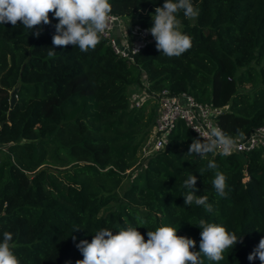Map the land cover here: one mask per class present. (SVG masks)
<instances>
[{
	"label": "trees",
	"instance_id": "obj_1",
	"mask_svg": "<svg viewBox=\"0 0 264 264\" xmlns=\"http://www.w3.org/2000/svg\"><path fill=\"white\" fill-rule=\"evenodd\" d=\"M164 2L109 0L112 14L145 28ZM192 3L199 11L195 23L178 14L191 48L167 57L153 39L135 66L101 37L87 52L55 47L53 13L49 25L39 26V37L19 21L0 25V145L7 147L0 148V241L5 231L13 234L20 264H76L83 256L75 243H90L102 228L115 234L127 226L137 227L145 242L148 231L173 227L199 251L201 218L242 237L219 262L201 255L203 264H261L247 257L264 237L263 150L186 155L198 136L179 122L168 147L140 162L157 118V106L138 109L130 101L131 89L143 86V73L154 92H187L223 109L219 123L229 136L237 130L249 136L264 125V0ZM209 160L218 168L208 170ZM215 171L227 177L226 197L212 186ZM190 173L212 213L185 206L183 181Z\"/></svg>",
	"mask_w": 264,
	"mask_h": 264
},
{
	"label": "clouds",
	"instance_id": "obj_2",
	"mask_svg": "<svg viewBox=\"0 0 264 264\" xmlns=\"http://www.w3.org/2000/svg\"><path fill=\"white\" fill-rule=\"evenodd\" d=\"M109 0H0V25L11 24L14 27L19 21L31 33L39 37L42 25H49V13L58 21L52 44L55 47L72 45L80 51L94 50L100 42L101 34L108 29L113 17ZM183 12L187 19H195L199 15L192 0H165L162 7H156L151 15L152 26L146 29L155 40L158 52L167 57H179L192 46L191 37L181 31L182 22L178 14ZM35 30V31H34ZM55 47L49 48L48 55L55 56ZM199 138H194L186 155L196 154L206 159L217 150L224 155L230 154L235 147L234 139L219 127H211L202 131L193 128ZM238 131V135L243 133ZM218 165L209 160L208 170H215ZM227 177L215 171L212 186L220 197H226ZM197 177L188 174L183 187L189 191L184 196L185 206H201L206 212H213V204L207 195H197L195 187ZM199 251H192L196 242L190 238L177 235L173 227L162 226L155 231L147 232V242L137 227L127 226L118 231L102 228L97 231L89 243L80 240L75 246L83 256L76 264H203L201 255L210 261L219 262L224 259L223 252L229 247L242 242V237L230 233L217 223L205 219L199 220ZM80 231L79 228L74 232ZM13 234L5 231L0 241V264H20L12 251ZM249 262L259 259L264 264V237L247 257Z\"/></svg>",
	"mask_w": 264,
	"mask_h": 264
},
{
	"label": "built area",
	"instance_id": "obj_3",
	"mask_svg": "<svg viewBox=\"0 0 264 264\" xmlns=\"http://www.w3.org/2000/svg\"><path fill=\"white\" fill-rule=\"evenodd\" d=\"M110 15L113 19L105 33L101 34V38L108 42L117 56L126 60L129 65L135 66L136 55L148 47L153 37L146 33L145 30L148 28L131 19L112 13ZM142 81L144 89L131 94V104L140 109L152 100L157 106V118L148 139L140 149V162L163 152L168 147L170 137L179 122H183L197 136L198 133L193 128L206 131L211 127H219L223 130L219 123L223 109L216 108L211 103L199 102L187 92L173 93L168 89L154 92L150 88L151 85L145 73H143ZM231 137L234 139L235 147L230 154L225 156L250 153L256 150L264 151V125L256 128L249 136ZM3 147L5 146L0 145V148ZM215 153L224 155L220 150Z\"/></svg>",
	"mask_w": 264,
	"mask_h": 264
},
{
	"label": "rangeland",
	"instance_id": "obj_4",
	"mask_svg": "<svg viewBox=\"0 0 264 264\" xmlns=\"http://www.w3.org/2000/svg\"><path fill=\"white\" fill-rule=\"evenodd\" d=\"M193 20V22L195 23L196 22V18L195 19H192ZM132 21H135V20H132ZM144 89V87L142 86V87H140V90L142 91ZM247 89H249V86H247ZM139 90V91H140ZM137 92V91H136ZM134 93V92H133ZM132 94V93H131ZM10 96H11V92H10ZM149 105L147 106L148 108V110H151V109H153L155 106H156V103L155 102H153L152 100L151 101H148L147 102ZM146 103V104H147ZM2 150H4V151H6L7 150V147H3L2 148ZM144 161H142V163H143ZM248 180V178L246 177L245 179H244V181L246 182ZM130 182V179L128 178V179H126V181L124 182V189L126 188V186H127V183H129Z\"/></svg>",
	"mask_w": 264,
	"mask_h": 264
},
{
	"label": "water",
	"instance_id": "obj_5",
	"mask_svg": "<svg viewBox=\"0 0 264 264\" xmlns=\"http://www.w3.org/2000/svg\"><path fill=\"white\" fill-rule=\"evenodd\" d=\"M19 87H16L12 92H11V98H10V107L13 108L15 106V104L18 101V92H19ZM28 177L30 179H33L34 175L29 173Z\"/></svg>",
	"mask_w": 264,
	"mask_h": 264
},
{
	"label": "crops",
	"instance_id": "obj_6",
	"mask_svg": "<svg viewBox=\"0 0 264 264\" xmlns=\"http://www.w3.org/2000/svg\"><path fill=\"white\" fill-rule=\"evenodd\" d=\"M136 91H137V89H135V88H134V89H131V92H132V93H133V92H136Z\"/></svg>",
	"mask_w": 264,
	"mask_h": 264
}]
</instances>
